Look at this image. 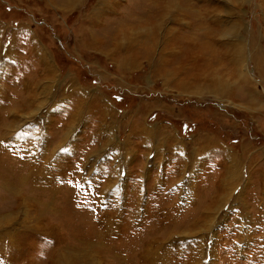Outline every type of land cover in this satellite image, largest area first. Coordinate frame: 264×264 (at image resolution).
<instances>
[{
    "label": "rangeland",
    "instance_id": "rangeland-1",
    "mask_svg": "<svg viewBox=\"0 0 264 264\" xmlns=\"http://www.w3.org/2000/svg\"><path fill=\"white\" fill-rule=\"evenodd\" d=\"M0 25V112L7 96L22 105L0 157V253L7 233L22 246L24 215L49 200L35 182L54 178L47 240L76 224V247L120 219L96 264H143V247L161 264H264V0H0ZM222 149L239 160L231 178ZM223 175L225 199L204 212ZM30 245L11 264L48 262Z\"/></svg>",
    "mask_w": 264,
    "mask_h": 264
},
{
    "label": "bare ground",
    "instance_id": "bare-ground-1",
    "mask_svg": "<svg viewBox=\"0 0 264 264\" xmlns=\"http://www.w3.org/2000/svg\"><path fill=\"white\" fill-rule=\"evenodd\" d=\"M154 12H156L155 9H154ZM174 22L178 23V21L176 19H175ZM153 28L160 29L156 25H154ZM172 30L178 31L176 29H169L167 32H170ZM145 35L148 36V37H146L147 41H150L149 37H154L155 38V36H158L155 31L152 32L151 36H149V34H145ZM153 40H151V41H153ZM130 47H131L130 45L129 46H122V45L120 46L119 45L118 46V48H122L123 50H126V51H130V49H129ZM120 61H125V60L122 59ZM30 81H32V80H27V82H29V83L25 84V87H27V89H28L27 90V92H28L27 95H25V97H23V95H21L22 96L21 98L23 99L22 104H23L25 110H27V108L30 109L32 106L33 107L35 106L34 104H35L36 97L34 96L35 95L34 91L31 89V86H33V84H31ZM18 82H21V84H20V86H21L22 85V81H18ZM3 93H0V99L1 98L5 99V96H3ZM11 97L7 96V100L9 99L5 103V104H7V107H5V108L3 107L4 108L3 112L2 113L0 112V157H2L1 161L6 160L4 158V156H3V153L6 152L5 150H3L4 149L3 146H4V144H6V138H7L6 136L8 135L9 130H11V129L13 130V128H14V131L17 130L16 129L17 120L16 119L10 120V118H12L13 115H14V114H12V116H11L10 114L13 112L12 110H13L14 107H16V109H18V108H21V106H22V105L19 104V100L18 99H15V98L11 99ZM76 98H78L77 101H76ZM81 98H83L82 93H79L74 98L78 105H77L76 110L72 113V116L69 118L70 122H72V123L73 122H79L80 120H82V117H83L82 109H83L84 104L82 103V99ZM24 108L22 107V109H24ZM102 109L104 110V115L106 117L107 116V106L106 107L103 106ZM101 113H103L102 110H101ZM69 116L70 115H68V117ZM130 132L131 133H136L135 135H137L138 137L144 138L146 143L149 141L147 139V136H146V134H149L148 133V129H147V127H144L142 123H139L133 129L131 127L130 128ZM168 137L169 136H167V138ZM181 145L182 144L179 143V146H181ZM177 146H178V143H177ZM212 151H213L212 153H216L217 150H213L212 149ZM221 152H222V155H223L222 157H224V162H221V164H224V166H223V169H224L223 174H228L227 176L231 178L232 176L236 175L235 173H237V169H238L237 168V164H239V160L233 154H230L226 150L222 149ZM231 162L236 164V165H234L235 167L227 165L228 163H231ZM194 166H195V164L192 165V168ZM195 169H196V166H195ZM53 179L54 178L47 179V180L44 179V180H41L39 183L35 182V184H37L36 186H39V187L42 186V187L48 188L47 191H46L47 193H46L45 196L46 197L49 196V200L47 202H44L43 204H40V205H37L36 202H35V204L33 205L35 207L34 208L35 209V213L33 214L32 217L29 216V215L28 216L24 215V218L22 220L23 221L22 222V226H21L22 227L21 229H23V235H22V237H23L22 242L23 243L21 242L22 246H20V245L16 246V244H14V242H15L14 241L15 240L14 235H9L8 233H7V235H4V240L3 241L6 242V245H5V248L2 249V253H0V262L8 261L7 263L6 262L5 263L6 264H11L12 263L11 257H12L13 254H17L18 251H19V254H20L21 253L20 250H24V251L33 250L32 249L33 246L30 245V244L32 242L39 241V243L42 244L40 246L45 245L44 247H46V248L43 247L44 250H42L43 251L42 254H45V255L48 256V259H49L48 262H47L48 264H96V262L98 261L97 259L101 256V254L103 252V249L107 250L106 246H107V243L110 240H116L118 244L120 243V236H121L120 227H119L120 226V219L118 220V215H117L116 212L114 214V217H115L116 220L115 219H111V220H108V219H104L103 220L102 219L103 222L101 220V223L100 222L98 223L100 229L94 235V239H93L94 241L90 242V241L83 240V241H81V243H79V246H76V247H70L67 244H65V243H68L67 241H69V238L72 237L71 233H73V235H74V233H75L74 228L77 227L76 224H71V223H68L69 224L68 228H66V229H69V233L65 232L66 236H64L61 233H59V235L56 237L54 234H52V235H54L53 236L54 240H53V239L50 238V237H52V235L49 234L48 235V240H47V237H46L47 236V232L46 231H50L49 233L54 232L55 231V228H54L55 222L53 220L51 221V220L47 219V217L42 218V216L45 215V212H48V210H50V208H51V206L53 204L52 197H53L54 193H53V189L51 188L52 183H53L52 182ZM36 181H39V179L37 178ZM229 185H230V183L228 181V178L225 175H223L222 180L215 187V192L216 193L214 194V196L208 201L204 200V199L201 200V202L203 201L201 204L204 206V209H203L204 212L205 211L206 212L211 211V208L214 207V205H216L217 203L220 204L221 200L225 199V193L227 192ZM0 187L2 189H4V190H7V191L10 190L6 184L5 185L0 184ZM262 188H263V190L261 191L260 194L264 195V183L262 184ZM221 194H224V195H221ZM226 199H227V196H226ZM18 200L20 201L19 204H21L23 206L26 199H25L24 196L23 197L20 196L18 198ZM25 207L28 208L27 206H25ZM137 210H138V208L136 206H133L132 218H131V222L132 223L135 220L134 216H135V212ZM257 215L258 216H262V214H260L259 212H258ZM203 216H204L203 219L207 220V218H209L208 215L206 216V214L203 215ZM0 221H3V222H5V224H7V217H5V216L0 217ZM206 223L208 224L209 221L208 222L206 221ZM27 224H29V225H27ZM134 224H135V222H134ZM208 226H210V224H208ZM72 227H74V228H72ZM133 227L134 228L135 227L138 228L139 225H133ZM150 236L151 235H149V236L147 235L144 238V240L149 242L151 240V238H149ZM151 241H153V240H151ZM154 242H155V240H154ZM110 243L114 244V242H112V241ZM142 243H144V242H142ZM59 246H61V247H59ZM168 251H169V249L167 250V255L169 254ZM4 253L6 254L5 258L3 256ZM139 253L141 254L140 258H144V260L142 262L143 264H145V262L148 263L147 262V258H149V263L150 264H161V262L158 261L159 257L162 258L161 255L158 252V249L153 251V250H151L148 247H145V248L143 247L140 250ZM119 254H123V253H119ZM150 255H151V258H150ZM116 264H119V263L116 262Z\"/></svg>",
    "mask_w": 264,
    "mask_h": 264
},
{
    "label": "crops",
    "instance_id": "crops-1",
    "mask_svg": "<svg viewBox=\"0 0 264 264\" xmlns=\"http://www.w3.org/2000/svg\"><path fill=\"white\" fill-rule=\"evenodd\" d=\"M4 26L0 25V30L2 29L3 30Z\"/></svg>",
    "mask_w": 264,
    "mask_h": 264
}]
</instances>
